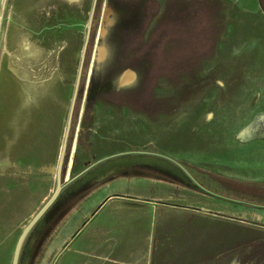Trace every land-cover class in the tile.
Masks as SVG:
<instances>
[{"label":"rangeland","instance_id":"rangeland-1","mask_svg":"<svg viewBox=\"0 0 264 264\" xmlns=\"http://www.w3.org/2000/svg\"><path fill=\"white\" fill-rule=\"evenodd\" d=\"M169 1L171 6L163 0L98 1L70 138V144L79 138L80 153L75 167L67 155L64 178L71 180L98 159L151 153L143 157L145 163L170 164L181 175L133 167L118 174L126 177L119 180L125 184L121 189L142 196L138 200L143 205L156 204L158 211L167 212V229L183 223L200 228L203 264H264V190L245 187L264 181V0H245L250 13L238 8L227 12L233 6L224 0L212 8H206L209 0ZM92 3L0 0V51L10 21H17L12 12L20 15L29 5L47 7L35 32L43 43L53 47L70 41L63 59L68 71L50 95L28 100L0 70V151L23 152L35 143L38 153L48 154L47 164L53 152L54 189ZM107 6L117 14L104 40L99 31ZM102 44L109 56L100 64L97 49ZM126 69L134 70L138 80L123 88L116 81ZM177 163L196 180L205 177L210 182L205 189L215 195L203 191ZM39 180L41 188L46 182ZM80 185L66 190L42 223L78 206L94 186ZM151 220L152 237L157 238L161 221L159 216ZM30 221L4 220L0 165V264H13L18 239ZM193 228L185 233L192 234ZM34 232L20 264H26ZM210 235L234 241L217 245ZM37 244L30 264H50L49 229Z\"/></svg>","mask_w":264,"mask_h":264},{"label":"crops","instance_id":"crops-1","mask_svg":"<svg viewBox=\"0 0 264 264\" xmlns=\"http://www.w3.org/2000/svg\"><path fill=\"white\" fill-rule=\"evenodd\" d=\"M193 1L202 2V0ZM209 1L211 3H207L206 8H212L213 3L218 2V0ZM224 1L228 2V6H233L229 7L227 12L231 9L236 13L234 9L238 8L241 9L239 12L245 13V8H247L244 6L246 5L245 0ZM163 2L166 6L170 4L169 0H163ZM246 12L250 13L251 10ZM227 30L231 31L232 28L228 27ZM79 145V138L76 137L69 147L68 155H72V167H75L76 157L80 153ZM35 146L34 143L31 149L23 152L4 148L0 151L3 213L6 222H13L17 219L32 220L49 201L55 190L53 185L54 154L53 152L49 154L50 159L47 164L48 154L45 152L41 155V150L38 153V148ZM42 158H44V164L41 163ZM103 164L105 165L96 166L74 181H72L73 178L66 180L63 174L64 182L69 183L61 193V197L64 196L66 190H71V186L86 183L94 186L82 194L83 197L81 196L78 206L75 205L76 207L65 210L62 217H55V221L42 223L43 218L35 227L34 230L40 228L44 233L46 229H49L50 264H189L188 260L194 257L195 264H203L204 240L200 228L196 231L195 224L183 223L182 225L176 224V226L172 224V227L167 229L169 222L167 212L158 211L156 204L143 205L140 203L142 201L138 200L142 196L121 189L125 184L119 180L126 177L111 176L114 172L108 175L104 173L97 175L113 163L104 162ZM96 177H98L97 180L93 181ZM39 179L46 182L41 188H39ZM245 187L246 189L260 187L264 190V181L253 186L245 184ZM224 199L231 202L229 198ZM261 200L264 206V197ZM244 204L250 203L244 202ZM261 208L264 209V207ZM153 216H159L161 221V231L157 238L152 237L151 218ZM58 218H61L59 222ZM192 226L194 232L186 234L185 231L188 228L191 229ZM210 240L218 245V243L229 244L234 241V238L224 235L223 238L215 239L210 235Z\"/></svg>","mask_w":264,"mask_h":264},{"label":"bare ground","instance_id":"bare-ground-1","mask_svg":"<svg viewBox=\"0 0 264 264\" xmlns=\"http://www.w3.org/2000/svg\"><path fill=\"white\" fill-rule=\"evenodd\" d=\"M36 6L37 8L33 5L25 7L20 15L12 12V16L17 21H10L0 51V70L4 68L13 78L16 88L21 87L28 100L40 95H50L60 87V82L68 71L63 68V59L70 48L68 39L61 40L53 47L43 43L42 38L35 32L41 28L43 23L41 18L47 7ZM116 14L115 8L107 6L104 12V24L99 31L102 39H108ZM97 52V60L100 64L108 60L109 51L106 44L98 46ZM121 58L119 56V59ZM137 80L138 74L132 69H126L116 83L125 88L137 83Z\"/></svg>","mask_w":264,"mask_h":264},{"label":"water","instance_id":"water-1","mask_svg":"<svg viewBox=\"0 0 264 264\" xmlns=\"http://www.w3.org/2000/svg\"><path fill=\"white\" fill-rule=\"evenodd\" d=\"M93 7L91 10V14H90V22L87 26V33H86V41L83 47V54H82V58H81V62L79 65V73L77 76V81H76V88H75V92L73 94V98H72V104H71V108L69 111V119L67 122V126L65 129V136L63 139V143H62V150L60 153V157L58 160V168H57V172H56V180H57V186L53 192V194L51 195L49 201L38 211V213L33 217V219L29 222V224L25 227V230L22 232L21 236L18 239V245L16 247L15 250V254L13 257V264H20L21 263V256H22V252L23 249L25 247V243L28 239V237L31 235V233L33 232V230L35 229V227L37 226V224L45 217V215L48 213L49 209L58 201V199L61 197V193L63 192L64 188L67 186V184L69 183H65L64 179H63V174H64V170H65V163H66V159H67V155H68V151H69V142H70V138L72 135V128H73V123H74V119H75V110H76V106L78 104V97H79V93H80V89H81V82H82V78L84 75V71H85V64H86V60H87V56H88V49L91 43V39H92V29H93V25L95 22V16H96V12L98 9V0H93ZM136 152H127V153H121V154H117V155H112L111 157L108 158H104L101 160H98L95 162V164L89 166L87 169H85L83 172L80 173V175H78L77 177L73 178L72 181L77 180L78 178H80L81 176L87 174L88 172H90L92 169H94L96 166H98L99 164H101L104 161H108L111 160V158H116V157H123V156H127L128 154H135ZM179 166L181 168L184 169V171L186 172V175L189 176L190 178H192L197 184L198 186L203 190V191H208L210 193H212L213 195H215L213 192L206 190L205 188H203L199 182L195 179L194 176L190 175L189 172L187 171V169L180 163ZM102 179H105V177H102ZM71 181V182H72Z\"/></svg>","mask_w":264,"mask_h":264},{"label":"flooded vegetation","instance_id":"flooded-vegetation-1","mask_svg":"<svg viewBox=\"0 0 264 264\" xmlns=\"http://www.w3.org/2000/svg\"><path fill=\"white\" fill-rule=\"evenodd\" d=\"M99 1V0H98ZM92 40V39H91ZM88 57V56H87ZM87 61V60H86ZM136 84V83H135ZM134 85V84H133ZM82 86V85H81ZM120 86V85H119ZM132 86V85H131ZM128 87V86H127ZM79 101V100H78ZM78 105V104H77ZM77 108V106H76ZM76 112V110H75ZM75 116V115H74ZM75 120V119H74ZM73 129V128H72ZM72 132V131H71ZM69 147H70V142H69ZM68 147V148H69ZM70 149V148H69ZM151 153H147V152H142V153H135V154H128L127 156H123L124 158L121 159L120 157H116V158H111V161H104L105 163H109L112 162L113 166H115V168H111V170L109 171H105V175L110 174L111 172H114V174H112L111 176L114 175H118L120 173H126L127 171L129 172V170L131 168H139V167H149V168H153V169H157V170H162L163 172H169L172 174H177V175H181L180 171L177 170L175 167H173L172 165H160L159 162H155L153 163V165L149 164V163H145L143 161V157L144 156H149ZM153 154H151L152 156ZM118 158V159H117ZM98 161V160H97ZM96 162V161H95ZM104 162H102L101 164H99L98 166H102L105 165L103 164ZM137 162V163H136ZM142 162V163H141ZM139 163V164H138ZM95 164V163H94ZM93 165V164H92ZM91 166V165H90ZM97 166V167H98ZM110 176V177H111ZM98 177H96V179H94L93 181H96ZM44 233L43 229H36L33 237L31 238L30 242H29V246H28V250H27V255L25 256L26 260V264H30L31 262V257L34 253V249L37 247V243L39 242L40 238L42 237V234Z\"/></svg>","mask_w":264,"mask_h":264},{"label":"trees","instance_id":"trees-1","mask_svg":"<svg viewBox=\"0 0 264 264\" xmlns=\"http://www.w3.org/2000/svg\"><path fill=\"white\" fill-rule=\"evenodd\" d=\"M136 163H137V162H136ZM141 163H142V162H141ZM111 168H115V166H113V165H111V166H107V167L104 168L105 170H103V171L97 173V175H99V174H103V173H105V171H109V170H111ZM202 177H203V175H202ZM197 180H199V183H201L202 187H204V188L206 187V189L209 188L210 182L208 183L207 180L205 179V177H203V178H199V177H197ZM209 190L211 191L212 189H209ZM213 192H214V191H213Z\"/></svg>","mask_w":264,"mask_h":264}]
</instances>
